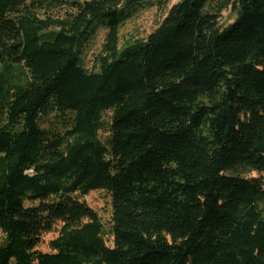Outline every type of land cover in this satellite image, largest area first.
<instances>
[{
    "label": "trees",
    "instance_id": "trees-1",
    "mask_svg": "<svg viewBox=\"0 0 264 264\" xmlns=\"http://www.w3.org/2000/svg\"><path fill=\"white\" fill-rule=\"evenodd\" d=\"M141 1L0 0V264H264V0H182L121 49Z\"/></svg>",
    "mask_w": 264,
    "mask_h": 264
},
{
    "label": "rangeland",
    "instance_id": "rangeland-1",
    "mask_svg": "<svg viewBox=\"0 0 264 264\" xmlns=\"http://www.w3.org/2000/svg\"><path fill=\"white\" fill-rule=\"evenodd\" d=\"M181 1L182 0H170L165 4L160 0H143L140 3H131L128 6H125L126 12L130 14V17L120 29V48L124 49L128 45L145 41L147 37L161 25L163 20L167 17L170 9ZM58 12L54 13V15H59ZM235 19L236 14L234 10L229 8L222 13L219 23L225 28L232 24ZM106 35L107 29L105 26L102 23L97 24L94 28L91 40L82 49L80 59L82 65L88 71L98 70L97 59L103 53ZM107 137V132L101 133V138L103 140ZM245 177L256 178L259 177V174L257 172H252L246 174ZM75 197L85 201L92 209H94L99 214L105 227L107 229L109 228L112 216V198L109 192L97 190L86 197L80 195H76ZM57 236V231L45 234L42 237L41 244L37 247V250L44 253H51L52 250L50 248V243ZM106 240L108 245L112 247L113 238L109 233L106 235ZM4 241L5 237L0 230V245L4 243Z\"/></svg>",
    "mask_w": 264,
    "mask_h": 264
}]
</instances>
